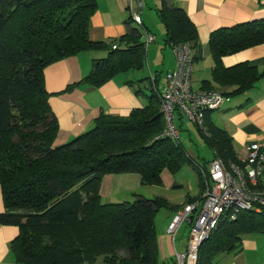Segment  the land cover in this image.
<instances>
[{
    "label": "trees",
    "instance_id": "trees-1",
    "mask_svg": "<svg viewBox=\"0 0 264 264\" xmlns=\"http://www.w3.org/2000/svg\"><path fill=\"white\" fill-rule=\"evenodd\" d=\"M96 8L97 0H0V224L18 228L10 242L17 264H165L158 257L154 215L173 206L162 197L139 195L102 202L99 187L106 174L137 173L143 184L157 185L163 171L174 175L189 165L201 183L190 201H201L200 169L210 160L195 163L180 139L162 134L157 76L154 87L148 78L144 84L151 92L145 106L127 116L100 113L92 128L54 144L58 124L44 83L49 64L81 52H106L92 59L89 73L68 85L69 91L81 84L97 88L144 63L137 29L108 43L89 39ZM157 16L167 45L187 43L199 50L197 29L183 9L161 0ZM263 42L264 19L210 34L212 77L234 87L222 94L243 93L263 74L246 62L225 67L221 58ZM209 112L203 129L196 128L212 159L241 164L231 136L209 121ZM255 234L264 239V211L244 210L221 220L200 245L197 264L241 251L242 238Z\"/></svg>",
    "mask_w": 264,
    "mask_h": 264
},
{
    "label": "crops",
    "instance_id": "crops-1",
    "mask_svg": "<svg viewBox=\"0 0 264 264\" xmlns=\"http://www.w3.org/2000/svg\"><path fill=\"white\" fill-rule=\"evenodd\" d=\"M160 1L97 0L96 11L90 18L88 37L92 41L108 43L120 39L131 29H137L141 35L140 41L145 44V56L147 55L146 71H142V76H137L136 72H139L144 64L138 70L116 75L97 88L81 84L66 91L68 85L89 73L92 59L104 56L105 51L81 52L57 60L44 69L49 107L58 124L54 144L65 143L92 128L94 120L100 113L127 116L132 110L145 106L148 101L147 95L151 93L148 84L144 85L148 79L152 85L155 83L154 77L157 76V86L162 85L165 73L174 68L175 59L172 47L165 43V29L157 16ZM169 1L183 9L197 29L199 50L191 49L192 55L196 56L191 73L192 88L218 92L232 91L233 86L222 87L212 77L214 63L208 45L210 34L218 29L264 19V0ZM133 13H139L141 24L133 21ZM147 35L153 37L149 43ZM156 37L161 39L159 43ZM221 61L225 67L246 62L263 74L249 90L237 95H228V101L219 109L209 112V121L231 136L237 156L244 158L249 143L264 142V42L225 55ZM207 84L209 89L205 88ZM177 120L179 125L177 122L176 124L180 131L184 119L177 116ZM186 152L200 165L209 161L199 159L191 149ZM192 170L196 175L198 192L194 193L191 190L180 201L166 199L173 208L165 210L162 228L156 235L158 257L165 264H174L175 254L183 253L186 249L187 223H182L178 227L173 240L167 228L181 206L194 202L195 200H190L196 199L200 194L199 174L193 167ZM175 178V174L163 171L160 186L165 188L180 186ZM145 186L147 185L141 182V177L137 173L106 174L101 179L99 194L102 202L129 201L128 198L134 199L136 195L151 198L146 194ZM3 210L0 189V213ZM17 233L16 226L0 224V264H17L10 251V242ZM241 244V251L219 255L213 264H264V239L261 235H245Z\"/></svg>",
    "mask_w": 264,
    "mask_h": 264
},
{
    "label": "built area",
    "instance_id": "built-area-1",
    "mask_svg": "<svg viewBox=\"0 0 264 264\" xmlns=\"http://www.w3.org/2000/svg\"><path fill=\"white\" fill-rule=\"evenodd\" d=\"M132 19L141 24L139 13H133ZM152 40V35H147V43ZM172 50L175 66L165 73L164 82L157 86V90L164 121L162 134L179 139L177 116L203 129L205 113L219 109L229 96L218 91L192 88L193 59L189 44H176ZM239 160L241 164L213 158L205 169H200L204 178L201 201L185 204L167 228L173 240L182 223L190 227L186 249L175 254V264H197L200 245L221 220H233L244 210L264 211V142L249 143L246 156Z\"/></svg>",
    "mask_w": 264,
    "mask_h": 264
},
{
    "label": "rangeland",
    "instance_id": "rangeland-1",
    "mask_svg": "<svg viewBox=\"0 0 264 264\" xmlns=\"http://www.w3.org/2000/svg\"><path fill=\"white\" fill-rule=\"evenodd\" d=\"M156 41L158 43L161 41V39L156 37ZM153 45H151L152 47ZM147 56V55H146ZM146 56L144 57V67L138 72H136V75L142 76L143 72L146 71ZM161 71H163L161 69ZM177 124L179 125V121H176ZM197 126L192 123L188 119H184V122L182 124L181 130H180V141L182 145L186 148V150L191 149L194 153V155L197 157L199 156V159H206V160H211L213 155L210 149L204 144V142L201 140L200 136L198 135L197 132ZM75 137V136H74ZM72 137V138H74ZM202 174V173H201ZM176 175V182L177 184H180V186L176 187H168L165 188L164 186H160V184H157L156 186H151L147 185L145 186L146 188V194L153 197H162L168 200L170 198L171 200H182L185 198L187 194H189L192 190L194 193L198 192V186H197V180H196V175L192 170V167L189 165H184L179 169V171L175 174ZM202 181H204L203 175H202ZM204 187V184H203ZM202 197V194L200 195V198ZM127 200L132 201V197L128 198ZM199 200V199H198ZM198 200H195L194 202H197ZM192 203V202H190ZM185 205V204H184ZM181 206V209L179 211L183 210V206ZM165 208H160L154 215V222H155V228H156V235L160 232L162 228V223L164 220V212ZM178 211V212H179ZM188 225V224H187ZM186 238L189 230V225L188 227L186 226ZM180 234L178 235V237Z\"/></svg>",
    "mask_w": 264,
    "mask_h": 264
}]
</instances>
